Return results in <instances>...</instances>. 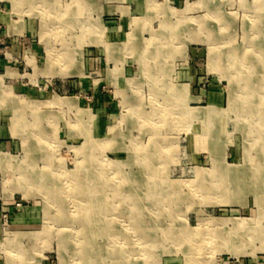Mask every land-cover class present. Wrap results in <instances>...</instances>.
Returning a JSON list of instances; mask_svg holds the SVG:
<instances>
[{"label":"rangeland","instance_id":"1","mask_svg":"<svg viewBox=\"0 0 264 264\" xmlns=\"http://www.w3.org/2000/svg\"><path fill=\"white\" fill-rule=\"evenodd\" d=\"M5 1L0 264H264V0Z\"/></svg>","mask_w":264,"mask_h":264},{"label":"bare ground","instance_id":"2","mask_svg":"<svg viewBox=\"0 0 264 264\" xmlns=\"http://www.w3.org/2000/svg\"><path fill=\"white\" fill-rule=\"evenodd\" d=\"M207 28V27H206ZM182 30V29H181ZM213 34V33H212ZM218 35V34H217ZM221 43V42H220ZM261 64H263V63H261ZM264 65V64H263ZM263 65H261V66H263ZM263 69H264V66H263ZM66 74H67V70L66 71H63L60 75H62L63 77L64 76H66ZM59 101H63L62 99H59ZM242 105V104H241ZM200 115H202V113H201V111H198V110H189L188 112H187V116L188 117H199ZM200 130V129H199ZM154 155H156L157 157H160V155H161V153H159V154H154ZM149 157H153V154H150V156ZM217 169V168H216ZM227 169V171L229 172V173H234L233 171L234 170H232V168L231 167H228V168H226ZM220 173V172H219ZM234 179V178H233ZM229 181H230V179H229ZM228 181V182H229ZM204 185V184H203ZM205 186V185H204ZM232 186L234 187L235 186V182H233L232 183ZM206 187V186H205ZM228 187V186H227ZM205 190V189H204ZM175 191V190H174ZM87 196L89 197V194H87ZM86 197V196H85ZM90 197L91 198H93L94 196H93V194H91L90 195ZM95 197L97 198V199H99V200H101L100 198H99V196H97V195H95ZM94 199V198H93ZM102 201V200H101ZM96 201V203H90V202H83V205L85 206V207H89L91 210H92V208H94V206L95 207H97L98 208V206H103V204H104V201ZM140 209V208H139ZM63 211H62V217H64L63 216V213L64 212H66L65 211V209H62ZM94 218V217H93ZM92 220V219H91ZM86 223H88V221H85ZM93 223V222H92ZM85 227L83 228L85 231H84V233H83V237H84V240H82L83 241V243H81L82 245V247H81V249H80V251H79V253L81 254V259H82V262H83V264H107L106 263V261H107V259L108 258H112V256L111 255H113L114 254V252L113 251H109L107 248H103L102 246H98L97 244H96V241H94V239H95V237H98V236H100V237H106V235H107V233L106 232H102V233H94V232H92V230L90 229L91 227H94V225H92V224H85L84 225ZM100 226H103L102 224L100 225ZM242 232H245L244 231V229H243V227L240 225V224H237V227L236 228H234V231H232V236L234 237V238H236V237H239V238H241V239H243L244 238V236L246 235L247 236V238L248 239H252V238H255V237H263L264 238V228H262L261 226H260V228L258 227L257 229H252V230H246V233H244V234H241ZM122 237V236H121ZM233 241V240H232ZM233 243H235V241H233V242H231V244H233ZM236 250L238 251V248L236 249H234L233 251L234 252H236ZM117 264H119V262L117 263Z\"/></svg>","mask_w":264,"mask_h":264},{"label":"crops","instance_id":"3","mask_svg":"<svg viewBox=\"0 0 264 264\" xmlns=\"http://www.w3.org/2000/svg\"><path fill=\"white\" fill-rule=\"evenodd\" d=\"M11 1V0H10ZM5 2H7V3H10V2H8V0H6ZM12 2V1H11Z\"/></svg>","mask_w":264,"mask_h":264}]
</instances>
